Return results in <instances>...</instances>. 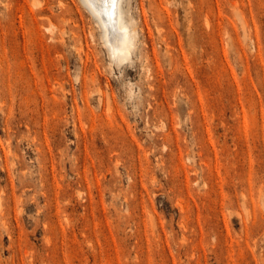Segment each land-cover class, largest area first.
Here are the masks:
<instances>
[{"label": "rangeland", "instance_id": "obj_1", "mask_svg": "<svg viewBox=\"0 0 264 264\" xmlns=\"http://www.w3.org/2000/svg\"><path fill=\"white\" fill-rule=\"evenodd\" d=\"M124 6L0 0V264H264V0Z\"/></svg>", "mask_w": 264, "mask_h": 264}, {"label": "bare ground", "instance_id": "obj_2", "mask_svg": "<svg viewBox=\"0 0 264 264\" xmlns=\"http://www.w3.org/2000/svg\"><path fill=\"white\" fill-rule=\"evenodd\" d=\"M79 1L94 16L99 37L111 62L119 65L129 61L136 48L137 35L134 21L124 6L127 0Z\"/></svg>", "mask_w": 264, "mask_h": 264}]
</instances>
